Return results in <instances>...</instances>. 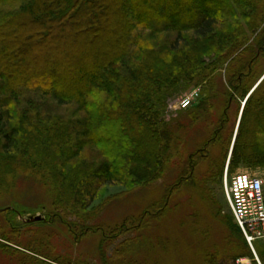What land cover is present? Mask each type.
Instances as JSON below:
<instances>
[{
    "label": "trees",
    "instance_id": "obj_1",
    "mask_svg": "<svg viewBox=\"0 0 264 264\" xmlns=\"http://www.w3.org/2000/svg\"><path fill=\"white\" fill-rule=\"evenodd\" d=\"M15 1L0 0V193L30 178L48 192L57 221L78 240L99 230L86 209L103 184L120 176L154 181L176 163L182 167L176 179L183 177L215 141L227 145L206 176H221L237 121L230 125L227 111L246 96L227 171H264V77L257 82L264 73V0ZM163 32L175 33L163 53L144 49L145 37ZM185 32L197 42L180 46L189 41ZM71 46V52L62 48ZM223 68L227 86L218 90ZM198 86V102L184 121L166 122L167 98ZM219 97L220 122L195 146L190 137ZM48 100L73 111L56 112ZM86 149L95 151L92 160L82 155ZM69 215L76 220L67 221ZM232 221L227 249L209 264L216 257L232 264L253 257ZM11 232H0V253L14 264H83L72 255L52 257L44 250L49 242L25 240L24 230Z\"/></svg>",
    "mask_w": 264,
    "mask_h": 264
},
{
    "label": "rangeland",
    "instance_id": "obj_2",
    "mask_svg": "<svg viewBox=\"0 0 264 264\" xmlns=\"http://www.w3.org/2000/svg\"><path fill=\"white\" fill-rule=\"evenodd\" d=\"M17 5L13 2L12 8ZM4 8L11 9L7 6ZM224 20L230 19L222 18L220 22ZM184 35L189 41L185 43L183 39L180 40V46L186 47L187 44L197 42L191 32H185ZM174 37V32L159 33L152 38L145 37L144 49L159 50L163 53ZM62 48L67 52L74 51L72 46ZM47 56L45 54L44 59L47 60ZM139 56L140 53L136 55L137 59ZM223 73L224 68L216 76V81L219 82L218 90H224V86H227ZM261 77L258 81L264 76ZM199 94L200 86L179 91L168 97L162 118L166 122L184 121L182 116L198 102ZM187 96L192 99L191 105L182 108L180 102ZM219 99L214 109L205 114L207 117L198 121L197 125L200 127L190 137L195 146L209 138L214 125L218 120L220 122L224 98ZM47 103L62 114L69 115L73 111L70 104L58 105L49 100ZM241 107V99L233 101L230 105L227 111L231 117L230 125L234 123L235 118L238 119ZM121 128L119 125L113 133H119ZM226 145L227 143L216 141L209 144L206 150L208 156L194 160L189 170H185L187 175L177 178L181 182L174 189L169 187L177 181L176 177L182 168L176 163L168 168L163 177L154 181L135 182L131 178L124 179V176H120L115 181L103 184L86 209L94 216L89 224L99 230L91 231L78 240L64 224L57 221L48 192L30 178H20L14 189L0 193V232L6 228L12 232L16 229L24 230L25 240L49 242L50 246L44 250L52 257L72 255L83 264H209L211 256L219 254L220 257L225 252L234 229L224 196V170L221 176H206L210 164L216 159H222ZM195 146L189 144V149L192 150ZM94 153L95 151L86 149L82 155L91 159ZM178 161L179 165H182L183 161L176 162ZM239 172L262 178L264 182V171L261 168L238 167L228 173V178ZM36 216H40V219L27 221L28 218ZM65 219L76 220L73 215ZM123 227L129 231L116 234L117 230ZM111 232L117 236L112 234V237H106ZM0 241L5 242L1 238ZM257 243L256 252L262 264L264 240ZM219 257L214 260L215 264H232V261H221ZM0 264H14V260L0 253Z\"/></svg>",
    "mask_w": 264,
    "mask_h": 264
},
{
    "label": "built area",
    "instance_id": "obj_3",
    "mask_svg": "<svg viewBox=\"0 0 264 264\" xmlns=\"http://www.w3.org/2000/svg\"><path fill=\"white\" fill-rule=\"evenodd\" d=\"M192 97V96H191ZM192 99L187 96L180 106L186 108ZM224 195L243 237L257 260L255 243L264 240V191L263 180L247 173L223 175ZM250 257H239L234 264H252Z\"/></svg>",
    "mask_w": 264,
    "mask_h": 264
},
{
    "label": "water",
    "instance_id": "obj_4",
    "mask_svg": "<svg viewBox=\"0 0 264 264\" xmlns=\"http://www.w3.org/2000/svg\"><path fill=\"white\" fill-rule=\"evenodd\" d=\"M264 76V75H263ZM262 76V77H263ZM261 77V78H262ZM255 87V86H254ZM253 87V88H254ZM253 88H252V90H253ZM251 90V91H252ZM250 91V92H251ZM249 95V94H248ZM246 98H247V96H246ZM244 104V103H243ZM243 104H242V107H243ZM242 107H241V110H240V113H239V117H238V121H237V125H238V123H239V119H240V116H241V112H242ZM237 125H236V128H235V131H234V134H233V138H232V142H231V145H230V149H229V154H228V159H229V156H230V153H231V150H232V146H233V142H234V139H235V135H236V131H237ZM227 163H228V160H227ZM40 219V216H36V217H30V218H28V220L27 221H37V220H39Z\"/></svg>",
    "mask_w": 264,
    "mask_h": 264
}]
</instances>
